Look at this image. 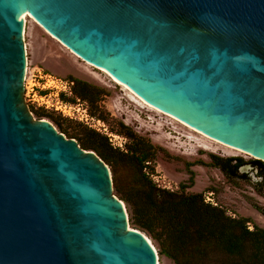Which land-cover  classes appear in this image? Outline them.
<instances>
[{
  "label": "water",
  "instance_id": "water-1",
  "mask_svg": "<svg viewBox=\"0 0 264 264\" xmlns=\"http://www.w3.org/2000/svg\"><path fill=\"white\" fill-rule=\"evenodd\" d=\"M23 14L146 106L264 163V0H0V264H157L108 166L30 114Z\"/></svg>",
  "mask_w": 264,
  "mask_h": 264
},
{
  "label": "rangeland",
  "instance_id": "rangeland-1",
  "mask_svg": "<svg viewBox=\"0 0 264 264\" xmlns=\"http://www.w3.org/2000/svg\"><path fill=\"white\" fill-rule=\"evenodd\" d=\"M23 42L26 70L38 67L55 78L67 79L71 76L107 91L108 95L102 102L105 121L89 117L86 104L79 101L67 103L72 107V119L41 109L61 123L68 132L77 131L78 123L84 124L104 134L113 147L124 151L126 139L116 133L121 123L157 149L154 162L147 163L148 166L143 170L157 188L179 192L181 184L188 186L192 182L184 193L202 194L208 204L224 209L229 217L249 219V230H253V226L264 229V216L257 210H264V177L259 175L258 169L253 165L255 159L243 152L228 150L211 142L168 116L146 107L101 70L72 53L31 17L26 18ZM28 109L34 120L49 121L58 133L67 138L50 118L33 113L41 111L40 109L32 106H28ZM211 156L221 159L240 158L243 164L239 166L236 177L229 179L220 169L211 166ZM130 175V168L119 169V177L125 186L131 180ZM113 195L120 200V195L114 189ZM147 237L149 238L148 235ZM149 240L157 252V264H173L165 256L159 255L157 244L150 238Z\"/></svg>",
  "mask_w": 264,
  "mask_h": 264
},
{
  "label": "trees",
  "instance_id": "trees-1",
  "mask_svg": "<svg viewBox=\"0 0 264 264\" xmlns=\"http://www.w3.org/2000/svg\"><path fill=\"white\" fill-rule=\"evenodd\" d=\"M67 79L73 82L72 97L61 95V99L65 103H85L89 117L105 121L102 102L107 91L71 76ZM33 113L50 118L67 138L76 140L82 150L94 152L109 166L113 189L126 204L129 224L157 244L159 255L173 264H264V229L253 226L249 230V219L229 217L224 209L206 203L202 194L184 193L192 182L181 184L179 192L157 188L143 172L147 163L154 162L157 149L127 126L119 123L116 132L126 139L122 151L104 134L84 124L78 123V130L70 133L42 110ZM252 163L264 177V163ZM242 164L240 158L211 156V166L229 179L236 177ZM122 167L131 169L127 186L119 177ZM257 210L264 216V210Z\"/></svg>",
  "mask_w": 264,
  "mask_h": 264
},
{
  "label": "built area",
  "instance_id": "built-area-1",
  "mask_svg": "<svg viewBox=\"0 0 264 264\" xmlns=\"http://www.w3.org/2000/svg\"><path fill=\"white\" fill-rule=\"evenodd\" d=\"M27 73L23 82L27 106L52 111L63 118L72 119L73 116L70 113L72 107L61 99V95L72 97L73 82L69 79L55 78L42 72L38 67L28 68Z\"/></svg>",
  "mask_w": 264,
  "mask_h": 264
},
{
  "label": "bare ground",
  "instance_id": "bare-ground-1",
  "mask_svg": "<svg viewBox=\"0 0 264 264\" xmlns=\"http://www.w3.org/2000/svg\"><path fill=\"white\" fill-rule=\"evenodd\" d=\"M28 17H30L28 14H23V17H22V22H23V26L26 24V18H28ZM35 21V20H34ZM73 53V52H72ZM82 60V59H81ZM87 63V62H86ZM89 64V63H88ZM96 68V67H95ZM98 69V68H97ZM25 70H26V68H25ZM26 71H28V69L26 70ZM27 72H25V77L27 76ZM135 97V96H134ZM136 98V97H135ZM137 99V98H136ZM142 103V102H141ZM143 104V103H142ZM145 105V104H144ZM146 106V105H145ZM146 107H148V106H146ZM148 108H150V107H148ZM150 109H152V108H150ZM152 110H154V109H152ZM156 111V110H155ZM158 112V111H157ZM160 113V112H159ZM162 114V113H161ZM170 118V117H169ZM172 119V118H171ZM172 120H174V119H172ZM177 122V121H176ZM189 129V128H188ZM191 130V129H190ZM191 131H193V130H191ZM195 132V131H194ZM202 137H204V136H202ZM205 139H207V140H209V141H211V142H214V143H216V144H219V145H221L222 147H224V148H226V149H228V150H236V149H233V148H230V147H228V146H225V145H223V144H221V143H218V142H216V141H214V140H211V139H209V138H207V137H204ZM206 148V147H205ZM236 151H239V150H236ZM239 152H241L242 153V151H239Z\"/></svg>",
  "mask_w": 264,
  "mask_h": 264
}]
</instances>
